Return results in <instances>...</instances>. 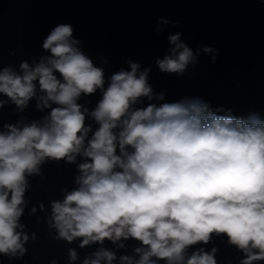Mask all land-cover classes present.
Instances as JSON below:
<instances>
[{
  "label": "clouds",
  "instance_id": "obj_1",
  "mask_svg": "<svg viewBox=\"0 0 264 264\" xmlns=\"http://www.w3.org/2000/svg\"><path fill=\"white\" fill-rule=\"evenodd\" d=\"M170 23L158 18L157 31ZM73 33L71 24H58L43 41L48 55L21 62L19 72L11 66L0 70V94L17 109H25L37 89L42 94L36 107L50 109L42 121L4 124L6 131H0V254L26 251L29 236L20 218L27 177L38 174L45 159L73 163L81 156L78 187L51 205L59 238H81V247L105 239L140 241L139 259L124 255L121 264H156L153 257L167 264H216L217 249L201 248L185 259L186 249L207 244L213 233L226 234L244 253L240 264L264 261V118L255 112L237 118L200 97L152 103L164 101L165 93L154 92L151 68L132 60L105 86L104 68ZM168 42L155 64L178 78L201 52L212 54L213 63L219 55L207 45L193 50L180 32L170 33ZM97 90L102 98L89 113L78 101ZM145 98L147 106L137 107ZM5 103L0 100V108ZM86 114L99 126L94 132L85 125ZM69 256L77 259L75 250ZM116 259L101 247L83 264Z\"/></svg>",
  "mask_w": 264,
  "mask_h": 264
},
{
  "label": "water",
  "instance_id": "obj_2",
  "mask_svg": "<svg viewBox=\"0 0 264 264\" xmlns=\"http://www.w3.org/2000/svg\"><path fill=\"white\" fill-rule=\"evenodd\" d=\"M160 17L172 23L159 25L161 30L157 31ZM58 24L73 26V38L82 41L81 49L96 66L104 68L105 86L112 73L127 70V61L132 60L142 69L151 68L149 83L154 92L165 93L164 101L152 103L200 97L213 109H231L237 118L247 120L253 112L264 118V0H0V70L11 66L19 72L21 62L32 64L48 55L43 41ZM177 32L193 50L204 45L218 48L215 63L212 54L201 52L198 63L190 65L182 77L161 73L155 60L167 53L168 35ZM41 94L37 89V96L23 110L0 94V100L6 101L0 108V131H6L4 124L20 126L21 121H42L50 109L36 107ZM101 98L102 92L97 90L82 96L78 103L90 113ZM148 103L145 98L137 107ZM85 125H90L93 132L99 127L90 114H86ZM91 136L92 132L87 139ZM83 162L81 156L73 163L45 159L39 173L27 177L29 187L20 218L29 236L24 244L26 251L16 257L0 254V264H83L101 247L115 252L113 264H121L119 257L124 255L134 261L139 259L135 249L143 245L132 238L116 243L105 239L103 244L84 247L80 246L81 238L72 242L59 238L51 205L62 202L68 192L78 187V165ZM121 243L123 248L119 247ZM201 248L206 252L217 249L216 264H240L244 258L226 234L213 233L207 244L189 246L185 259ZM70 250L77 253L75 261L70 259ZM152 259L156 264H167L166 260Z\"/></svg>",
  "mask_w": 264,
  "mask_h": 264
}]
</instances>
